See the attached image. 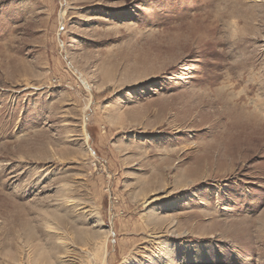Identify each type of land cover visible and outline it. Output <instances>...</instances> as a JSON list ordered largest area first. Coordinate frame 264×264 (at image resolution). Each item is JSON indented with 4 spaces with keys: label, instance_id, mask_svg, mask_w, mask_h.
Instances as JSON below:
<instances>
[{
    "label": "rangeland",
    "instance_id": "rangeland-1",
    "mask_svg": "<svg viewBox=\"0 0 264 264\" xmlns=\"http://www.w3.org/2000/svg\"><path fill=\"white\" fill-rule=\"evenodd\" d=\"M0 264H264V0H0Z\"/></svg>",
    "mask_w": 264,
    "mask_h": 264
},
{
    "label": "bare ground",
    "instance_id": "bare-ground-1",
    "mask_svg": "<svg viewBox=\"0 0 264 264\" xmlns=\"http://www.w3.org/2000/svg\"><path fill=\"white\" fill-rule=\"evenodd\" d=\"M238 3H239V2H238ZM237 5H238V4H237ZM220 10H221V9H220ZM246 19H247V18H246ZM245 25H246V24H245ZM235 44H236V43H235ZM164 70H165V69H164ZM248 88H249V87H248ZM248 88H247V89H248ZM238 96H239V95H238ZM238 96H237V97H238Z\"/></svg>",
    "mask_w": 264,
    "mask_h": 264
}]
</instances>
